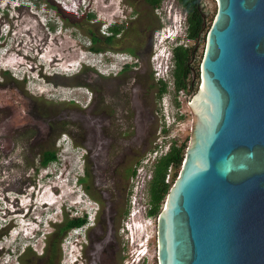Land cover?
<instances>
[{"label":"rangeland","instance_id":"obj_1","mask_svg":"<svg viewBox=\"0 0 264 264\" xmlns=\"http://www.w3.org/2000/svg\"><path fill=\"white\" fill-rule=\"evenodd\" d=\"M200 1L204 25L199 35L192 39L183 31V36L178 39L189 50L190 66L195 74L193 92L200 84L207 34L218 7L217 0ZM15 2L19 3L17 7H9ZM28 2L29 4H23L20 0H0L4 31L8 30L5 36L0 37V44L9 51L18 53L11 58L25 62L24 67H18L19 71L14 70L17 78L0 68V195L5 187H17L23 193L22 204L17 205L23 207L22 215L20 213L16 220L20 228L19 237L12 236V233L11 237L6 235L14 221L5 228H0V247L4 250L10 243V248L13 249L6 256L8 261L3 263L0 258V264H66L70 259L68 242L78 235L71 230L65 234L60 243V260L52 263H47L44 256H41L45 239L65 215L81 216L84 213L88 215V228L85 235L80 232L82 237L89 239L90 244L82 253L85 260L83 258L79 263L93 264L94 260L96 264H134L135 262L131 263L134 243L130 244L126 240L128 231L122 230L130 209L126 201L128 176L134 165H139L145 153L154 148L155 141L163 132H159L157 136L156 133L145 137L137 135L138 128L126 103L130 102V95L127 91H120L122 87L117 85L116 80L99 77L101 74L95 66L101 69L103 61L101 54L89 50L93 44L90 32H94L96 37L94 45L122 49L128 44L126 30L127 34L137 31L141 41H146L148 34L153 31L154 46L152 45L150 53H142L137 61L136 77L144 87L147 84H144L143 77L148 83L154 84L144 91L143 96L148 98L144 101L145 104L154 108L155 132L163 125L167 130L164 134L172 136L171 142L183 145L186 149L193 119L191 109L181 104L179 112L177 111L173 99L172 74L166 76L162 69L159 74L166 80L157 79L152 59L161 48L156 37L154 38V31L157 29L158 38L163 34L167 26L165 19L169 5L181 10L182 16L187 11L177 0H162L156 9L144 5V0H71V5H67L65 0H45V4L44 0ZM164 6L168 8L166 12H163ZM4 9L10 10L13 16L9 17L10 13ZM173 19L180 20V15L174 14ZM113 20L118 24L122 23L124 28L117 38L106 43L103 40V23ZM36 46H41L39 52L44 55L41 58L44 64H56L53 69L57 70V74L48 76L43 72L38 60L40 58L35 54ZM171 47L174 45L169 46ZM163 53L166 54V51L163 50ZM4 57L0 52V65L5 64L6 59H11ZM160 58L161 56L158 57L159 60ZM70 64L73 66L69 67ZM167 64L171 66L168 60ZM68 67L71 69H67ZM37 69H40L39 72ZM45 69L53 70L47 66ZM64 71L65 74L62 73ZM23 72L25 75L21 80ZM145 73L150 74V78ZM160 80L166 84L165 97L164 93L160 96L154 94ZM77 84L87 86V90L70 87ZM37 88L44 92L40 94ZM93 89L97 90L98 97L90 104V91ZM3 106L10 110L6 111ZM172 116L176 118L175 126L167 127L165 119H172ZM99 118L103 121L101 124ZM90 121L91 127L88 125ZM19 125L23 126V133L20 135L17 128ZM124 131L129 132L123 135ZM168 140L169 138L165 139L166 144L171 143ZM45 148L55 149L57 159L42 167L38 165V153ZM82 165L91 182L88 190L84 184L75 182L77 174L83 172ZM180 168L181 165L171 169L170 187ZM32 185H37L36 196L31 190ZM10 194L13 195V192ZM33 198L36 201L33 202ZM95 205L99 206V210L94 215ZM25 207L28 212L23 217ZM4 216L6 215L2 216L0 212V226ZM157 216L158 214L155 215L156 219L151 218L152 223L148 225V258L139 264H158ZM32 235L35 237L30 238ZM77 248L75 246L73 254L77 253ZM1 254L2 251L0 257ZM73 254L70 255L71 258Z\"/></svg>","mask_w":264,"mask_h":264},{"label":"water","instance_id":"obj_2","mask_svg":"<svg viewBox=\"0 0 264 264\" xmlns=\"http://www.w3.org/2000/svg\"><path fill=\"white\" fill-rule=\"evenodd\" d=\"M217 4L189 142L156 220L158 264H264V0Z\"/></svg>","mask_w":264,"mask_h":264},{"label":"flooded vegetation","instance_id":"obj_3","mask_svg":"<svg viewBox=\"0 0 264 264\" xmlns=\"http://www.w3.org/2000/svg\"><path fill=\"white\" fill-rule=\"evenodd\" d=\"M28 1L29 0H20V2L23 4H29ZM177 1L180 2L179 0H177ZM161 2H162V0H161ZM161 2H160V4H161ZM9 4H10V2H9ZM44 4H45V0H44ZM160 4L156 7H152L151 2L149 0H144V5L150 6V7L155 8V9L158 8L160 6ZM18 5H19V3L15 2L14 4L9 5V7H11V6L17 7ZM170 6L171 5H169V7ZM201 6L202 5H201V1H200L197 8H198L199 13H200L201 18H202V14L204 15V13L202 11ZM167 9H168L167 6H166V8L164 6L163 12H166ZM7 12L10 13L9 17L13 16V14L10 12V10L7 9ZM160 15H162V14L160 13ZM188 16H189L188 13L183 16V19H184V21L186 23V27H187L186 28V35H187V30H188V25H189ZM46 21H45V24H46ZM103 25H104L103 40L106 43H110L113 39L117 38L116 36L120 35L123 28H124L122 23L118 24L115 20L110 21L108 23L104 22ZM113 27H116L118 30L114 31ZM9 28H10V26H9ZM156 31H157V29L154 31V38L156 36ZM152 32L153 31L151 30V32L148 34V36L146 38V41H141L139 33L137 31L134 34H127V30H126V35H127L126 38H128V44L125 47H123L122 49H116V48L112 49L111 47L106 48L103 46L100 47V50H96V51L89 49L90 51H92V53H98V54H101V56H102V61H103L102 68L99 69L98 67H96L94 65L95 68L98 70V72H100V74H101V75H99V77H101L103 79L109 78L111 80H116L117 85H119V87L120 86L122 87V89H120V91H122V90H123V92L127 91L128 94L130 95V102L129 103L126 102V103L130 109L129 112L132 114V119L134 120V122L138 128V130H136L137 135H140L142 137L149 136V135L153 136L155 133L157 136V134H159V132H160L159 128L155 132V119H154V117H155L154 112L155 111H154V108L150 104H145L144 101H147L148 98H144L145 96H143L144 91L146 89L148 90L149 88H151V85H154V84H153V82L148 83L146 81V79L143 77L144 84H147V86L144 87V86L140 85V82L138 81V79L136 77V72L138 70V67H136L137 61L139 60V58L142 57V53H150L152 50V45H153ZM90 35H93L95 37L94 32H90ZM109 36H110V40L108 41L107 37H109ZM184 48H186V47L184 46ZM39 49H41V46L35 47V54L37 55L38 58H40L38 60L40 62V65L42 66V70L45 71L46 66L49 67L50 69L55 68L56 64H53V62H51L53 64V65L50 64L51 66L48 65L46 62H45L46 64H44V62H42L44 55L41 52H39ZM186 49H188V48H186ZM38 53H40V54H38ZM14 54H18V53L14 52L13 50L9 51L6 47L4 48V56H5L4 59L11 58V56ZM49 58H51V57L49 56ZM6 60L7 61L5 63V66H6V68H8L7 71H9L10 74H12L13 76H15L17 78V73L14 70L19 71L18 67H20V66L24 67L23 64L25 65V62H22L21 60L14 59V57L9 59V60L8 59H6ZM47 60H48V58H47ZM26 65L28 68H31L30 65H28V64H26ZM90 66L92 67V65H90ZM187 66L191 71L190 60H188ZM34 67H38V66L34 65ZM67 69H70V68H67ZM62 73L65 74V71ZM145 76L150 78V74H148V73L147 74L145 73ZM156 78L157 79L163 78V80H166L163 75L156 77ZM172 78H173L172 80H173V86H174L173 73H172ZM129 79H131V80L133 79V81H131ZM161 82H163V81L160 80V82L158 84L159 86L157 88V91H154V94H156V95L158 94L159 96L161 94H163L164 92H166V89L161 90V88H160ZM25 83L27 85V82H25ZM137 85H138V87H137ZM65 86H67V85H65ZM70 87H76L77 89L83 88V89L87 90L86 89L87 86L81 85V84H77L75 86H70ZM193 87H194V81L192 82V79H191L190 91H189L190 96H191L192 90H194ZM43 92L44 91H42L40 94H42ZM97 97H98L97 90L93 89V91H90V97H89V100L91 101L90 104L92 103L93 99L95 100ZM120 108H122V107H120ZM3 109H5L6 111L10 110V108L7 106H3ZM118 119H121V118H116V120H118ZM102 122L103 121L99 118V123L101 124ZM88 125H89V127H91V121L88 123ZM17 128L19 129V135L22 134L23 133V126L19 125ZM92 130L93 129H90L91 132H93ZM163 130L164 129H161V131H163ZM128 132L129 131H124L123 135L127 134ZM134 135H136L135 132H134ZM45 149H47V148H45ZM42 150L39 153H41ZM134 167H135V165H134ZM134 167L129 172L130 173V175L128 176L129 181H130V177L132 175V171H133ZM81 169L83 172L80 175L77 174L75 182L76 183L78 182L79 185L84 184V187L86 188V190H88V188L90 187L89 184L91 183L89 181V174L84 169L83 165H82ZM36 188H37V185L36 186L32 185V187H31L32 192L33 193L35 192V196L37 195ZM128 189H129V184H128ZM12 192H13V195L10 194ZM21 193L22 192H19L17 190V187H13V188L5 187V189H2V192L0 195V210L3 211L4 215H6V216L10 215V216L14 217V219L12 218L9 221L10 223L15 220L14 223L8 228V233L6 235H8L9 237H11L10 236L11 233H12V236L19 237L18 230H20V228H19V225L16 223V220L19 217L20 213L22 215L21 207L17 206L18 203L22 204L21 196H23V193L22 194ZM126 196H127L126 201L128 202V190H127ZM33 199H35V198H33ZM93 202L96 203L95 200H93ZM2 203L5 204L4 207L2 206ZM98 210H99V206L95 205V210H93V212H94L93 214L95 215ZM6 216H4V219H6ZM9 222L5 225V227L10 224ZM86 224H87V222L85 224H83L82 226L72 227L69 229V230H71V232H73V234L78 235L80 238H78V236H77L68 242L69 243V245H68L69 246V256L68 257L70 259L67 260L68 262L66 264H80L79 260H81V262H82V259L84 258L82 253H83L84 249L86 247H88L90 244L89 239L87 240L84 237H82V233L85 235V232L87 231V228H88V225H86ZM80 231H82V233ZM73 242H74V244H73ZM84 244H86V245H84ZM75 246L78 247L77 253L73 254ZM5 247H6V249L3 250V263H6L8 261L6 256L10 255L11 252L13 251V249L10 248V243H9V245H6ZM71 254L74 255L73 258L70 257ZM60 257H61V255H60ZM60 257H59L58 261L60 260ZM84 260H85V258H84ZM53 261H56V260H53ZM76 261H77V263H76ZM92 263L96 264V261L92 260Z\"/></svg>","mask_w":264,"mask_h":264},{"label":"trees","instance_id":"obj_4","mask_svg":"<svg viewBox=\"0 0 264 264\" xmlns=\"http://www.w3.org/2000/svg\"><path fill=\"white\" fill-rule=\"evenodd\" d=\"M152 7H156L160 4L161 0H149ZM183 7L188 13V30L187 36L192 39H196L199 31L201 29L202 18L197 8L199 0H179ZM92 15H89L91 17ZM114 31L118 29L113 27ZM91 42L93 43L90 46L92 50H100V47L94 45L96 43V38L93 35H90ZM107 40H110V36L107 37ZM174 57V88L179 90L190 85L191 81V71L187 66L189 60V50L180 45L173 49ZM166 84L161 82V90H165ZM185 147L183 145H177L175 142H172L169 150L158 157L153 164V174L152 178L148 184V197L150 203L149 214L156 215L160 211L161 202L166 196L170 183L165 182V175L169 166L178 168L180 167ZM57 159V152L53 148L43 149L39 153L38 165L45 167L50 162ZM134 173V169L132 174ZM87 222L86 213L81 216H67L60 220L58 224L54 225L55 228L51 231L45 239L44 251L41 256H44L47 263H52L53 260H58L61 255L60 243L67 233V231L72 227L82 226Z\"/></svg>","mask_w":264,"mask_h":264},{"label":"built area","instance_id":"obj_5","mask_svg":"<svg viewBox=\"0 0 264 264\" xmlns=\"http://www.w3.org/2000/svg\"><path fill=\"white\" fill-rule=\"evenodd\" d=\"M156 77H159L160 74L158 71L154 70ZM194 89V87H193ZM190 85L181 88L179 90H175L174 92V103L177 107L181 106V104H185L188 106V102L190 100L189 96ZM187 92V93H186ZM181 115V112L179 113ZM176 123V119H175ZM167 127H171L169 123L166 122ZM175 126V125H174ZM161 129H164L161 131ZM166 129L162 125L160 128V133L163 134L160 136L158 140L155 141V146L152 150L145 153L143 158L140 160L139 165H135L134 173L130 177L129 181V189H128V206L129 212L126 214L127 220L125 221L124 229L127 233L126 239L129 238V243L131 244V234L135 233L140 238V243L138 245H133V249L131 251V261L143 263L147 260V255H149V246H148V225L151 224V218H155V215L149 214L150 203L148 197V184L152 178L153 174V164L158 157L165 154L171 145V135H165ZM165 135V136H164ZM169 138V144H166L167 141L165 139ZM171 169L172 166H169L165 175V182H169L171 179ZM156 219V218H155ZM121 227V226H120Z\"/></svg>","mask_w":264,"mask_h":264},{"label":"clouds","instance_id":"obj_6","mask_svg":"<svg viewBox=\"0 0 264 264\" xmlns=\"http://www.w3.org/2000/svg\"><path fill=\"white\" fill-rule=\"evenodd\" d=\"M66 1V4L67 5H71L70 4V1L71 0H65ZM76 9L77 6H75ZM7 11V9H4ZM3 10V11H4ZM168 14L166 15V19H165V23L167 24L163 34L160 35V37L158 38L157 36L156 37V40L159 42L160 44V49L158 50V52H156V55L154 56L153 55V66L155 67V70H157L158 72L162 71V69H164V72H165V75L168 76V74L170 75V73L172 74L173 72V69H174V57H173V49L177 46H180L181 43H179V38H181V36H183V31L186 33V23L183 19V16L181 14V10H176L175 7H173V5H171L168 9ZM178 13V15H180V20L178 19H173V15ZM3 15V13H0V22H3L2 24H0V37L2 36H5L7 33H8V30H6V32L4 31V26H5V22H4V19L1 18V16ZM182 18V19H181ZM156 44V42H155ZM174 45V47H171L169 48V46H172ZM4 46H2L0 44V52L2 55H4ZM163 50L166 51V54L163 53ZM160 60L158 59V57H160ZM167 60L171 62V66L167 64ZM83 64H85V61L83 62ZM73 65L70 64L69 67H72ZM170 66V69L168 68ZM68 67V68H69ZM0 68L2 70H7L8 68H6L5 64H1L0 65ZM71 69V68H70ZM39 69H37V72ZM46 75L48 76H52L53 74H57V70H45L43 71ZM29 73L31 75L32 72L31 70H29ZM23 75H25V73L23 72L22 76L20 77L21 80L24 79ZM29 77V76H27ZM33 77V76H32ZM38 87V86H37ZM174 87V86H173ZM40 92L44 91L40 88H37ZM173 91L175 92V88H173ZM163 97H165V93L163 95ZM174 99V98H173ZM175 117L172 116V119H165V122L169 123V125L172 127L175 125ZM36 201L35 199H33V202ZM32 205V204H30ZM4 207V205H2ZM0 212H2V216L4 215L3 211L0 210ZM28 212V208L25 207V210L23 212V217L24 215L26 216ZM87 215V214H86ZM88 217V215H87ZM14 219L13 216H6V219H4L3 223L1 224L0 228H4L5 225L11 220V219ZM33 221V220H31ZM41 222V221H40ZM47 223V222H46ZM28 224V222H27ZM42 226H44V223H42ZM23 227V226H22ZM131 234V237H132V240H131V244L134 243L135 245H138V243H140V238L137 234H135L134 232L133 233H130ZM18 235H20V230L18 231ZM32 237H35L34 235H32L30 238ZM127 241L129 240V238L126 239ZM0 251H2V254H1V257L3 259V247L1 246L0 247ZM3 262V261H2ZM134 262V261H131V263ZM134 264H137V262H135Z\"/></svg>","mask_w":264,"mask_h":264},{"label":"bare ground","instance_id":"obj_7","mask_svg":"<svg viewBox=\"0 0 264 264\" xmlns=\"http://www.w3.org/2000/svg\"><path fill=\"white\" fill-rule=\"evenodd\" d=\"M29 76V75H28ZM201 85V84H200ZM63 87H64V85H63ZM192 101V100H191ZM190 101V102H191ZM188 106L191 108V106L188 104ZM191 110H192V108H191ZM192 115H193V110H192ZM57 189V188H56ZM40 206V205H39ZM22 207V206H21ZM20 210V209H19ZM16 211V210H15ZM46 211V210H45ZM19 213V212H18ZM53 214V213H52ZM53 218V217H52ZM33 219V218H32ZM15 221V220H14ZM10 223V222H9Z\"/></svg>","mask_w":264,"mask_h":264}]
</instances>
